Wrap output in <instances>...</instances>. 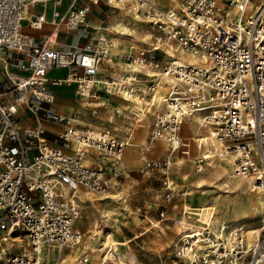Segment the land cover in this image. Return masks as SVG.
<instances>
[{"label": "built area", "instance_id": "2783aa9c", "mask_svg": "<svg viewBox=\"0 0 264 264\" xmlns=\"http://www.w3.org/2000/svg\"><path fill=\"white\" fill-rule=\"evenodd\" d=\"M79 1L0 0V264H43L40 253L46 245L74 247L83 241L86 234L77 226L80 192L107 198L123 175L129 140L110 128L80 127L75 118L57 112L52 85L75 84L77 92L91 98H99L103 89L125 99L140 91L143 72L150 93L162 81L168 87L166 109L155 115L149 147L164 140L169 150L163 159H146L139 170L159 172L166 200H171L175 154L180 148L190 153L191 141L181 128L200 117L220 144L217 156H231L234 174L253 179L264 195V0L252 7V0H179L174 8L155 0H103L127 15H143L162 30L157 42L194 58L169 55L161 62L153 55L159 49L142 48L119 57L139 69L103 80L99 72L114 46L108 27L78 48L54 45L61 27L79 29L90 3H100ZM51 4L50 17L47 10H33ZM46 24L52 30L40 40L28 32L43 31ZM54 68L66 74L50 77ZM21 116L35 125L22 128ZM46 123L64 128L52 131ZM91 148L107 156L105 163L86 162ZM209 159L203 153L196 158L198 172ZM161 216L169 219L165 209ZM261 227L251 245L242 224L217 233L210 224L193 232L186 228L175 250L177 264H264V222ZM16 238L27 239L32 252L15 253ZM87 252L84 247L75 264L88 262Z\"/></svg>", "mask_w": 264, "mask_h": 264}, {"label": "rangeland", "instance_id": "374dc122", "mask_svg": "<svg viewBox=\"0 0 264 264\" xmlns=\"http://www.w3.org/2000/svg\"><path fill=\"white\" fill-rule=\"evenodd\" d=\"M258 1L260 0H252V4L254 5ZM79 2H81V0ZM155 2L163 7L174 8L179 0H155ZM67 3L68 1H64L61 9L62 7L64 8ZM45 8L46 7L43 5H37L33 7V10H47L49 11V16H51L53 12L52 5L48 6L47 9ZM92 10L93 15H96L98 11L94 8H92ZM139 16H142V18L135 19V14L127 15L124 11L118 10L114 13L113 17L110 18V23L106 26L112 31L110 35L113 37L115 35L122 36L119 31L115 30V28L110 25L115 18L125 21L129 27L137 31L127 30L126 33L131 32V35L123 37L127 40L126 47L115 48L113 46L111 49L113 56L116 55L115 53L122 55L128 53L132 48L133 51H130L131 55H136L142 48L149 49L153 47V44H156L158 38L163 35L160 28L148 22L143 15ZM90 21L91 20H89V22ZM28 32L34 34L36 31L33 32L29 30ZM62 40L68 41L63 37ZM153 55L161 62L171 59L166 51V45L164 44L161 45L159 50L153 52ZM115 58L117 57H114V61H121V63L126 65L125 69H119L118 67L114 69V72H116L115 74H124L131 69L130 64L126 62L127 60H122V58L119 57L118 59ZM188 58H190V56H188ZM192 60H194V58H192ZM114 61H111V63ZM137 68L139 69L138 65ZM148 86L149 82L143 84L142 91L146 89L147 94L144 92L143 95L146 94L149 97L150 90ZM160 89L162 91L165 90L164 86H161ZM58 96L59 94L56 96L57 103L60 101ZM142 96L135 95L134 100H124L102 89L101 97L99 99H93L91 97L82 96L77 92V88L72 86L71 93L67 96L68 99L65 102L73 104L74 110L72 111L71 117L75 118L79 124L86 126L92 125V127L96 129L110 128L118 137L125 140L126 137L131 136V133L134 134L136 132L135 134H140L135 125L137 117L132 108L136 105L134 102L137 98L144 101ZM148 102L149 105H153L152 111L147 114L144 120L149 126L156 117L155 115L158 114L157 112L161 111L164 106H162L163 102H159L158 98L154 101L149 99ZM126 106L128 109L125 110L124 108ZM140 107L139 105L138 109ZM29 121L33 122V119H29ZM188 121L195 131L194 119ZM201 130L208 133L207 129L203 126H201ZM182 133L188 136L187 133L184 132V129H182ZM128 140L131 143L134 141L133 138H129ZM162 144L163 147L158 145L159 147H155L153 152H163L167 143L162 142ZM143 148L144 152L149 153L146 141L144 142ZM203 150V147L197 149L196 140L190 142V153L184 154L181 148L177 150L175 154L176 157L171 167L175 191L172 199L169 201L166 200L167 189L164 188L162 184L160 173H143L139 170L146 159H152L160 155L147 156L142 163L136 167H130L122 162L123 175L119 181V186L110 193L111 195L117 194V196L110 197V199L113 200L109 201L107 198L102 199L105 197L96 192H80L84 201L81 199L80 202L82 214V218L80 219H82V223L77 221V225L86 233L85 239L72 248H63V252L60 248H57L56 251L46 249L48 251L45 250L46 256L44 258V263L75 264V261L81 258L85 244L91 247L102 246L101 243L97 241H99L98 238L102 237L103 232L106 230V225L109 227L110 225H115L116 227V231H114L112 238L115 240L113 248L114 255H116L118 259L112 255L109 259V264H129V261H131L129 255L132 254L136 256V259L141 264L181 263V261L176 258L175 250L176 247L182 243L181 237L183 233L187 231L186 228L190 226H193L190 232L195 231L204 224H210L215 227V222L217 223L216 225L224 226L225 224L226 228L242 224L246 231L255 226H261L264 222L263 192H261V194H257V191L251 192L249 182L245 179L246 177L235 175L234 178L229 179L224 173L215 174L214 170L221 162V158L218 156L210 158L208 160L209 164H204L205 170L198 172L196 169V157L202 153ZM97 153L100 158L104 156L107 157L105 154ZM160 157L163 159L164 155ZM210 161L214 163L210 164ZM226 168H228L230 173L234 174L232 163L227 164ZM235 179L243 181V185L245 186L244 190H240L234 186L233 183ZM86 196H89V198L86 199ZM259 200H262L263 204ZM164 209L165 216H169V219H164V221L159 223L158 220H162L161 212ZM87 218L88 220H85ZM116 223L119 225V229H117ZM142 232L144 233L139 237L129 240V238ZM93 234H96L93 241L88 240ZM254 234L251 235L252 240L255 236ZM248 236L250 235H246V240ZM127 239L129 240L127 245H122L120 243ZM85 241L87 243L84 244ZM13 245V251L17 254H21V252L24 251L32 252V247L25 238L14 239ZM49 245L48 247L52 246L51 244ZM43 248H47V245ZM44 249H42L40 253L42 262V252ZM69 251L71 252L68 257L65 253ZM94 254V260H97L101 252L96 249ZM127 257H129V259Z\"/></svg>", "mask_w": 264, "mask_h": 264}, {"label": "crops", "instance_id": "0c3cea01", "mask_svg": "<svg viewBox=\"0 0 264 264\" xmlns=\"http://www.w3.org/2000/svg\"><path fill=\"white\" fill-rule=\"evenodd\" d=\"M51 5H49V6H51ZM177 5L175 7H177ZM64 8L62 7V9H64ZM92 8H94V9H96L98 11L96 15H93ZM60 9H61V7H60ZM89 10H90V12H89V14L87 16L86 22L84 24L80 25L78 27L79 29L68 31L65 28L61 27L58 30L57 40H56V43L54 45L61 46V47H70V46L71 47H76V48L81 47L87 41L88 36L99 35L101 32H103V28L107 27L106 25H109L110 18L113 17L114 13L118 11L116 9L111 8L108 4L104 3L103 0H100L99 4H95V3L91 2ZM89 20H91V21L89 22ZM52 27L53 26H51V25H48V26L45 25L44 28H43L44 29L43 31H36L34 33L35 37H36V40H40L41 37H42V34H44V32L51 31ZM109 30H110V28H109ZM62 37L65 38L68 41L62 40ZM111 37L113 39V36H111ZM115 54H119V53H115ZM124 54H126V53H124ZM124 54H123V56H124ZM125 66L126 65L124 63H121V61L120 62L117 61L116 64H113V65L109 64L107 62H104V64L101 67V70L99 72V76L98 77L106 78L107 76L112 75V74L116 75L115 74L116 72H114V69H117V67L119 69L120 68L121 69H125ZM130 70L128 72H130ZM122 71H124V70H122ZM56 72H58V73H56ZM128 72H125L124 74L123 73H119V74L125 75ZM65 74H66V70L65 69L54 68L53 70L50 71L49 76L50 77H53V76L63 77ZM143 82H145V83L149 82L148 81V77L146 76V74L144 72L140 76L139 85H142ZM72 86L76 87L75 84H71V85L63 84V85H52L51 86L52 91H54V93H55V100L57 98L56 96L59 94V96H58V99L60 100L59 103H57L58 101L56 100V110H57V112H59L61 114H64V115H66L68 117H71L72 111L74 110V107H73L72 103L70 104V103L65 102L68 99L67 96L71 93V87ZM163 86L165 88V90L163 92L166 93L168 91V87L164 83H163ZM114 95H116V94H114ZM142 95L143 94H141V96ZM144 95L142 96V98H144L142 108L147 109L148 106H149V102H148L149 101V97L146 94H144ZM117 96L121 97L120 95H117ZM134 96H135V94L131 98H125V99L123 97H121V98L124 99V100H134ZM100 97H101V95H100ZM99 98H93V99H99ZM103 103H105V102H103ZM162 106H164V108L161 109V111H158L157 113H161L162 111H164L166 109L164 102H163ZM146 117H147V115H146ZM146 117L145 118H138V117L136 118L137 121H136L135 125H136L137 128L138 127L143 128L142 126L144 124H146V122L144 121L146 119ZM20 119H21L20 124H21L22 128L27 126V125H29L30 123L32 125H35L34 121L30 122L29 119H25L22 116L20 117ZM154 119H153V121H154ZM153 121L151 122V124L149 126L146 124L147 128L145 129L144 132H141L139 135L135 134L136 132L134 134H132V133L130 134L132 136V138L134 139V141L132 143L129 141V143L126 145V147L123 150V153H124L123 154V159H122L123 164L128 165L130 167H136V166L140 165L142 163V161L145 159V157H147V156H154V155H160V156L164 155L165 156L168 153L167 151L169 150V144L166 141H164V140H162V141L157 140V141H155L152 144V146L149 147V140H150V137H151L150 133H151V130H152ZM76 123L80 127H89V126H86V125L79 124L77 122V120H76ZM46 125L52 131L54 129H63L64 128V125L63 124H59V123H54V124L46 123ZM90 126H92V125H90ZM181 133H182V128H181ZM182 135L184 137H186V138H189L190 141L192 142V138H190L189 136H186V134H184V133H182ZM130 137H126L125 140L129 139ZM145 141L147 142V147L149 149V153L144 152V150H143L144 149L143 145H144ZM162 142H166L167 143V146H166L165 150H163V152H161V153H154L153 149L156 147V145H161ZM65 150L67 152H72V149H65ZM97 152H99V151L96 150V149L91 148V150L88 151V156L86 157V162L89 163V164H93L94 166H98V165H101L102 163H105L104 157L100 158L99 154ZM102 154H104V153H102ZM199 155L197 157H199ZM160 156L153 157L152 159L161 158ZM107 159H109V158H107ZM79 197H80V199H79L80 202H81V199L84 201V199L81 197V195H79ZM107 200L110 201V200H113V199H107ZM104 201H106V200H104ZM162 221H164V220H158L159 223L162 222ZM131 238H134V236L131 237Z\"/></svg>", "mask_w": 264, "mask_h": 264}, {"label": "bare ground", "instance_id": "6f19581e", "mask_svg": "<svg viewBox=\"0 0 264 264\" xmlns=\"http://www.w3.org/2000/svg\"><path fill=\"white\" fill-rule=\"evenodd\" d=\"M251 5H249V6H251L252 7V3H250ZM48 7V6H47ZM52 7H54V5L52 6ZM47 14L48 15H50L49 14V11H47ZM138 17H140V16H138ZM138 17H134L135 19H137ZM49 24H46V26H48ZM110 25H112V27H114L115 28V30H117V31H119L120 32V34H122V36L121 35H115L114 37H113V42H114V47L115 48H119V47H126V44H127V40H125V38H123V37H125V36H129V35H131V32H129V33H126L127 32V30H132V31H136V29H133L132 27H129L128 25H127V23L125 22V21H122L121 19H118V18H115V20L113 21V22H111V24ZM137 32V31H136ZM166 45V51H167V53H168V55H174L175 56V59L176 60H178V59H183V58H188V56L187 55H185V54H183L182 52H180V53H176V51L172 48V47H170V46H168L167 44H165V43H163L161 40L159 41V42H156V44L154 43L153 44V47H150L149 49H152V50H156V49H160V47H161V45ZM133 47H135V46H133ZM112 49V48H111ZM131 52L133 51V48L130 50ZM128 52V53H126V54H131V52ZM120 56H122V54H116V55H114L113 56V53H112V50H110V55L108 56V58H106V59H104L105 60V62H107V63H109V64H116V62L117 61H114V57H117V58H115V59H118V57H120ZM190 56V58L189 59H191L192 60V57H191V55H189ZM111 61H114L113 63H111ZM127 63H129L130 64V67H131V70L132 69H135V68H137V65L135 64V63H132V62H129V61H126ZM99 78V80H103V78H101V77H98ZM143 84H145V83H143ZM143 84L142 85H139L138 86V89L140 90V91H138L135 95H138V96H140L141 94H143L144 92L147 94V90L145 89H143V91H142V86H143ZM161 86H163V83L161 82V84H159L158 85V87L155 89V91L152 93H150V96H149V98L151 99V100H155V99H157L158 98V100H159V102L160 101H162L163 102V100H165L166 98V93H164L161 89H160V87ZM134 99H135V97H134ZM136 105L135 106H138L139 107V105L141 106L139 109H138V107H133L132 108V110H134V113H135V116L136 117H138V118H145L146 117V115L149 113V112H151L152 111V106L153 105H149L148 106V108L147 109H145V108H142V106H143V101L141 100V99H139V98H137L136 100H135V102H134ZM142 108V109H141ZM125 110L126 109H128V107L126 106L125 108H124ZM140 122V121H139ZM147 124V123H146ZM146 124H144L142 127L143 128H140V127H138V132H144L145 131V129H146ZM194 125H195V131L192 129V125H191V123L189 122V121H186L185 123H184V125H183V127H182V129H184V132L185 133H187V135L190 137V138H192V140H196L197 141V149H201L202 147L204 148V150H203V154L207 157V158H214V157H217V152H218V149H219V147H220V144H219V142L215 139V138H213L212 137V135L210 134V133H207V132H203L202 130H201V126H202V120H201V118L200 117H196L195 119H194ZM130 138H132V136L130 137ZM162 145H164V144H162ZM162 145H160V146H162ZM156 147H159L158 145H156ZM163 147V146H162ZM191 152V151H190ZM231 160H232V157L231 156H226V157H222L221 158V162L217 165V167H216V169L214 170V173L215 174H217V173H224L225 175H227V178H229V179H231V178H234L235 177V174H233V173H230L229 172V170H228V168H226V165L227 164H229L230 162H231ZM214 162H212V161H210V164H213ZM172 167V166H171ZM171 179H172V181L174 182V180H173V178H172V173H171ZM244 179V178H243ZM248 182H249V188H250V191L251 192H253V191H257V194H261V192H262V189H261V187H259L258 185H256L254 182H253V179H251V178H245ZM226 184L228 185V183L226 182ZM234 186H236V188H239L240 190H244V188H245V186L243 185V181H241V180H237V179H235V181H234ZM114 196H117V194H110V196L109 197H107V199H110V197H114ZM86 199L87 198H89V196H86L85 197ZM106 198V197H105ZM105 198H102V199H105ZM101 199V200H102ZM259 201H261V203L263 204V202H262V200H259ZM80 218H82V214H81V216L79 217V219H78V222H81L82 223V219H80ZM85 220H88V218L87 219H85ZM263 220H264V215H263ZM217 223L215 222V227L214 226H211L210 225V227L217 233V230L218 229H221L223 232L224 231H226L227 230V228H226V225L224 224V226L223 225H216ZM206 224H204V225H201V226H205ZM116 226H117V229H119V225L116 223ZM120 227H121V225H120ZM188 228H193V226H190V227H188ZM262 229V227L261 226H255L254 228H252V229H249L248 231H247V235H250V236H248L247 238V243H248V245H251L253 242H254V239L252 240L251 239V235L252 234H254V233H258L260 230ZM197 230V229H196ZM195 230V231H196ZM104 231V230H103ZM114 231H116V227H115V225H111L110 226V228H108V229H106L104 232H103V235H102V237H100V238H98V240L99 241H97V242H100L101 243V247H91V246H89V245H87V244H85V243H87L86 241L84 242V244H85V248L88 250V252H87V258H88V262H86L85 264H109L110 263V261H109V259L111 258V256L112 255H114V251H113V248H114V245H115V240L112 238V236H113V234H114ZM101 232V231H100ZM144 232H142V233H138L136 236H134V238H136V237H139L140 235H142ZM219 233V232H218ZM94 235V238L96 237V234H93ZM92 235V236H93ZM255 235V234H254ZM133 238H129V240H132ZM88 240H92L93 241V239H88ZM129 240L127 239V240H123V241H121L120 243L122 244V245H127L128 243H129ZM82 242V241H81ZM117 242V241H116ZM104 245V246H103ZM59 249L60 247H58V246H51V247H48L47 246V248H43L44 249V251L42 252V254H43V262L42 263H44V258H45V253H46V251H48V250H46V249H51V251L52 250H55L56 251V249ZM63 248H72V247H62V248H60V249H62V252L64 251V249ZM96 249H98L100 252H101V254H100V257L97 259V260H94V257H95V252H96ZM46 250V251H45ZM117 250V249H116ZM115 250V251H116ZM125 250V249H124ZM70 252L71 251H69V252H67V253H65V254H67V256L69 257L70 255ZM122 253V252H121ZM116 258H117V256L116 255H114ZM120 256V255H119ZM130 256V260L131 261H129V264H141L137 259H136V256L135 255H129ZM125 257H126V255H125ZM71 258V257H70ZM128 259H129V257H127ZM118 259V258H117ZM123 260H125V259H123ZM120 261V260H119ZM126 263V262H125ZM143 263V262H142ZM45 264V263H44ZM128 264V263H127Z\"/></svg>", "mask_w": 264, "mask_h": 264}]
</instances>
